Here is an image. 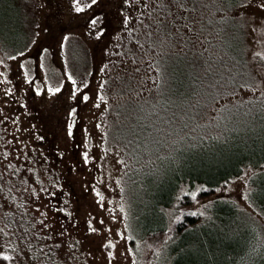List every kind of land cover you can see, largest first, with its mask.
<instances>
[{
    "label": "rangeland",
    "instance_id": "1",
    "mask_svg": "<svg viewBox=\"0 0 264 264\" xmlns=\"http://www.w3.org/2000/svg\"><path fill=\"white\" fill-rule=\"evenodd\" d=\"M19 2L0 0V44L11 45L6 52L20 51L8 56L0 48L1 155L16 142L28 150L41 144L51 164L45 174L54 173L51 183L65 200H55L51 211L46 203L53 193L37 199L25 187L20 196L13 192L14 198L31 202L28 209L38 218L39 232L49 233L51 245H58L62 264L70 263L65 251L74 239L78 264H168L162 259L169 249L165 244L176 235L174 206L165 209L173 222L165 232L134 242L135 248L128 242L125 166L113 116L132 121L135 108L151 104L158 92L164 101L162 95L183 86L184 74L188 79L190 64L198 66L200 76L211 72L202 77L206 85L197 102L189 100L184 112L171 114L175 122L184 116L182 133L201 129L220 135L223 123L237 122L244 114L259 127L257 120L264 115V0ZM217 22L226 28L219 34ZM232 25L239 38L238 52L230 55L223 35L232 34L227 32ZM250 110L261 111L253 115ZM148 133L160 136L162 130ZM178 134L177 129L167 134L166 143ZM8 150L5 160L18 164L19 157ZM253 171L246 167L206 195L193 196L190 204H180L184 212L202 217L212 198L231 200L245 214L209 218L206 232L223 239L243 236L250 242V256L264 264V213L249 198Z\"/></svg>",
    "mask_w": 264,
    "mask_h": 264
},
{
    "label": "trees",
    "instance_id": "2",
    "mask_svg": "<svg viewBox=\"0 0 264 264\" xmlns=\"http://www.w3.org/2000/svg\"><path fill=\"white\" fill-rule=\"evenodd\" d=\"M17 2L20 4L19 0ZM216 25V34H219L222 27L218 22ZM229 28L227 32L232 34L223 35V43L231 55L238 52V44L235 43L239 37L234 34L237 29L234 25ZM25 33L22 27V34ZM2 40L0 36V42ZM19 43L18 41L17 44ZM5 45V42L0 44L2 51L5 50L4 54L11 56L20 53L6 52L5 48L11 45ZM197 67L189 64L188 79L184 80V74L183 81L179 83L183 82V86L173 93L172 88L171 92H165L162 95L165 97L164 101L160 102L158 92L151 104H140V109L135 108L136 115L132 121H128L126 117L113 116L112 123L120 127L117 138L119 137L125 166L123 179L129 206L124 221L129 235L128 242L135 248L134 242L140 243L148 237L165 232L173 223L165 209L174 206L176 235L165 244L164 247L169 245V249L163 261L169 259L168 264H262L250 256L247 248L250 242L242 240L243 236L223 239L206 232L209 218L217 216L222 220L224 216L228 220L233 215L245 214L231 200L212 198L207 216L202 217L201 213L184 212L183 205L180 204L181 201L190 204L193 196H204L208 191L211 192L242 173L246 167H251L254 171L250 176L249 198L252 196L255 200L250 199V202L264 213V189L255 191L259 183H264V178L259 180L256 177H264V115L257 120V124L260 122L257 128H254L255 119H246L249 114L237 118L240 123H223L220 135L210 130L204 133L201 129L182 133L180 130L187 123L184 116H179L180 120L176 122L172 117L180 111L184 112L188 108L189 100L196 101L200 87L206 85L202 77L207 78L211 70H206L200 76ZM165 84L166 82L160 83L161 87ZM168 97L171 98L167 99ZM193 105L191 102V106ZM258 111L252 110L251 113L259 114ZM235 126L239 128L234 129ZM151 128L162 130V135L148 133ZM175 129L178 136L173 142L166 143L167 134ZM1 137L0 134V139ZM221 139L226 143L219 144L218 140ZM1 142L4 144L2 140ZM6 148L2 150L3 156L0 148V264H62L59 261L58 245H51L49 233L39 232L38 218L28 209L31 202L18 198V195L25 193V187L37 199V196L53 193L48 194L52 201L49 199L51 202L46 203L51 211L55 208V200H65L64 193L51 183L54 173L48 171V176L45 174L51 166L46 158L48 155L41 148V144L28 150L16 142ZM7 150L14 151V159L19 157L18 164L17 160L11 164L5 160ZM14 163L15 167H10ZM13 192L19 193L17 198H14ZM133 232L137 239L132 237ZM75 241L77 240L74 239L65 251L69 264H78L79 261Z\"/></svg>",
    "mask_w": 264,
    "mask_h": 264
},
{
    "label": "snow or ice",
    "instance_id": "3",
    "mask_svg": "<svg viewBox=\"0 0 264 264\" xmlns=\"http://www.w3.org/2000/svg\"><path fill=\"white\" fill-rule=\"evenodd\" d=\"M96 3H97V0H92V4H96ZM76 11H77V12H81L82 9H81L80 7H77V8H76ZM91 23H92L93 25H95V24L97 23V21H96L95 19H93V20L91 21ZM55 91H56V92H59L60 89H55ZM84 100L87 101V100H88V97H87V96H84ZM70 134H71V133H70Z\"/></svg>",
    "mask_w": 264,
    "mask_h": 264
}]
</instances>
